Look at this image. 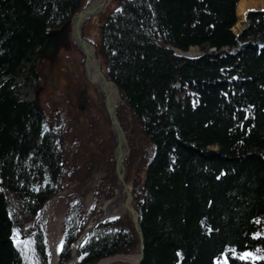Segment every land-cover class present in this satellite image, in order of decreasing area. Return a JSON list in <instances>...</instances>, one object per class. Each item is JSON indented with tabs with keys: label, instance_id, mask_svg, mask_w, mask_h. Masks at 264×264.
I'll use <instances>...</instances> for the list:
<instances>
[{
	"label": "trees",
	"instance_id": "1",
	"mask_svg": "<svg viewBox=\"0 0 264 264\" xmlns=\"http://www.w3.org/2000/svg\"><path fill=\"white\" fill-rule=\"evenodd\" d=\"M239 1L120 0L101 24V71L128 114L114 109L140 235L130 219L106 220L74 264L139 246V264H214L218 255L225 264H264V9L247 11L246 26L233 32ZM84 6L0 0V264H48L38 212L72 180L69 157L73 168L91 167L85 135L68 142L73 122L60 112L47 121L14 90L15 77L38 78L46 34ZM84 227L75 203L60 224V262ZM15 228L23 232L16 241Z\"/></svg>",
	"mask_w": 264,
	"mask_h": 264
},
{
	"label": "rangeland",
	"instance_id": "2",
	"mask_svg": "<svg viewBox=\"0 0 264 264\" xmlns=\"http://www.w3.org/2000/svg\"><path fill=\"white\" fill-rule=\"evenodd\" d=\"M89 1L81 0V4L84 6ZM119 1L105 0L99 13L90 16L80 27L81 37L94 50L100 71L102 69L104 72L105 67L98 53L99 29L109 13L118 6ZM252 8L261 10L264 6L256 4ZM244 15L236 16L237 22L232 29L233 32L240 31L246 26ZM60 35L54 44L52 57L40 58L38 62H34L38 65L37 79L32 75H26L25 80V73L14 78V90L20 100L32 102L43 112L44 118L49 122L56 112L62 113L65 119L73 122L69 127L68 142H72L75 134L82 133L88 139L85 144L86 147H90L92 153V157H89V161L91 160L89 170L78 165L73 168L72 160L68 158L67 171L68 175L71 174L72 180L65 179L64 188L50 198L38 212L37 220L42 226L47 243L48 264L61 263L58 260L61 242L60 224L66 210L75 203L80 204L81 222L86 226L100 214L98 205L89 204L90 200L100 197L108 198L112 193L114 195L115 189L113 169L110 174L109 171L107 174L104 161L110 149L111 131L103 111V95L98 88L87 81L82 54L72 42L70 29H66ZM187 54L194 55L196 50L191 49ZM119 103L120 101L115 108L120 109L121 114L128 116ZM79 149H82L80 145ZM124 150L123 146L122 151ZM84 154L87 157V154ZM139 157V154L134 156L129 178L133 176L134 169L138 166ZM129 183L130 181L127 184L130 185ZM128 219L130 218H126L125 221ZM13 234L16 241L22 238L23 232L15 228ZM137 255L138 249L135 248L127 254L121 253L101 258L95 264H135ZM214 264H225V262L218 255L214 259Z\"/></svg>",
	"mask_w": 264,
	"mask_h": 264
},
{
	"label": "water",
	"instance_id": "3",
	"mask_svg": "<svg viewBox=\"0 0 264 264\" xmlns=\"http://www.w3.org/2000/svg\"><path fill=\"white\" fill-rule=\"evenodd\" d=\"M96 1L97 0H90L81 10H79L76 14H74L58 30L51 31V32H48L46 34V40H45V42L41 48V51H40V58L52 57V52H53V48H54V44H55L56 40L61 36L60 34L62 32H64L66 29H70L72 40L83 56V68H84L86 62H90L88 59L90 56V52L88 51V47H90V46L81 37L80 27L90 16L99 13V11L101 10V8L105 2V0H98L99 1L98 7L93 8ZM181 55L191 56V55H188L187 53H184V54L182 53ZM97 64H98V62H97ZM98 66L95 67V72L97 75L98 83L100 85V88H98V89H99V92H101L103 95V100H102L103 107H104L105 114L108 118L110 131L113 135V139H114V143H115L114 147L112 149V153H111V157H112V160L114 163V167H113V176L115 179L114 183L119 182L120 186L126 192V201L122 207L123 218H121L119 220H121L123 222V221H125L126 218H130L132 221V226H133L134 230L136 231V233L138 235H140V230H139V226L137 223V214L131 206V203H132L131 188H130V185L125 183L124 179H123L122 161H123V158L127 154L126 140H125L123 131H122V129H121L116 117H115L114 109L112 107H110V105L108 104V102H107V100H106V98L102 92L101 84L103 82H109L114 86L117 94H118V92H117L115 85L111 81L106 80L104 74L100 71V68ZM87 81L89 82L88 79H87ZM123 146L125 149L124 151H122ZM115 219H118V218L115 216L111 217L110 215H106L101 211L99 217L97 219H94L91 222H89L86 225V227H84V229L81 231L80 235L77 237L76 243H75L76 251L75 252L71 251L69 257L66 260H64L63 262H61L60 264H74L77 260V249L83 244V242L86 239V237L88 236V234L98 224H100L106 220H115ZM11 239L14 240V234L11 235ZM141 253H142V249H141V246H139L138 247V255H137V259H136L135 264H139V260L141 258Z\"/></svg>",
	"mask_w": 264,
	"mask_h": 264
},
{
	"label": "bare ground",
	"instance_id": "4",
	"mask_svg": "<svg viewBox=\"0 0 264 264\" xmlns=\"http://www.w3.org/2000/svg\"><path fill=\"white\" fill-rule=\"evenodd\" d=\"M98 3L99 1L97 0L93 8L98 7ZM256 4H260L261 6H264V0H240L236 8V15L238 17H242L247 9L254 7ZM88 51L90 52V56L88 58L90 62H86L85 64L86 77L92 85H94L96 88H100L97 75L95 72V67L98 66L99 64H97L96 62L97 60L94 55V50L91 47H88ZM101 89L108 104L110 105V107L114 109L119 101V97L115 91L114 86L109 82H103L101 84ZM125 201H126V192L120 186L119 182H115L114 195L108 198L106 197L93 198L92 200H90L89 204L94 205L96 203L99 207L100 213L102 211L106 215H110L111 217L115 216L118 219H121L123 218L122 207ZM72 251L73 252L76 251L75 245L73 246Z\"/></svg>",
	"mask_w": 264,
	"mask_h": 264
},
{
	"label": "crops",
	"instance_id": "5",
	"mask_svg": "<svg viewBox=\"0 0 264 264\" xmlns=\"http://www.w3.org/2000/svg\"><path fill=\"white\" fill-rule=\"evenodd\" d=\"M250 10H259V9H257V8H249L245 12L250 11Z\"/></svg>",
	"mask_w": 264,
	"mask_h": 264
},
{
	"label": "snow or ice",
	"instance_id": "6",
	"mask_svg": "<svg viewBox=\"0 0 264 264\" xmlns=\"http://www.w3.org/2000/svg\"><path fill=\"white\" fill-rule=\"evenodd\" d=\"M251 254H245V256L244 257H242V258H246V257H248V256H250Z\"/></svg>",
	"mask_w": 264,
	"mask_h": 264
},
{
	"label": "flooded vegetation",
	"instance_id": "7",
	"mask_svg": "<svg viewBox=\"0 0 264 264\" xmlns=\"http://www.w3.org/2000/svg\"><path fill=\"white\" fill-rule=\"evenodd\" d=\"M83 57V56H82ZM84 70H85V66H84ZM86 71V70H85Z\"/></svg>",
	"mask_w": 264,
	"mask_h": 264
}]
</instances>
